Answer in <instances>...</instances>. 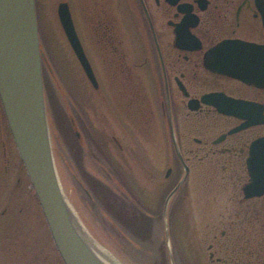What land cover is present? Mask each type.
<instances>
[{
  "label": "rangeland",
  "instance_id": "1",
  "mask_svg": "<svg viewBox=\"0 0 264 264\" xmlns=\"http://www.w3.org/2000/svg\"><path fill=\"white\" fill-rule=\"evenodd\" d=\"M59 1L35 0V13L43 53L42 81L50 147L66 201L90 237L122 264H214L216 255L213 253L210 259V252L215 240L227 229V215L239 196L238 179L224 177L214 168H209L211 172L207 174L200 163L199 171L192 167L195 171L167 201L179 176L155 79L140 73L141 111L132 109L127 121L123 114L116 113L115 121L109 120L107 127L106 120L111 116L99 98L97 125L96 100L57 17ZM69 1L75 22L77 0ZM135 55L132 50V63L138 58ZM70 117L74 120L72 126ZM96 130L99 138L113 134L123 146L119 150L116 142L109 145L112 157L108 164L103 162L109 177L98 174L93 142ZM76 132L81 134L80 140ZM170 166L173 169L166 178ZM157 184L160 189L156 190ZM102 191L127 202L125 216L114 217L105 210ZM0 264H64L12 138L1 101Z\"/></svg>",
  "mask_w": 264,
  "mask_h": 264
},
{
  "label": "flooded vegetation",
  "instance_id": "2",
  "mask_svg": "<svg viewBox=\"0 0 264 264\" xmlns=\"http://www.w3.org/2000/svg\"><path fill=\"white\" fill-rule=\"evenodd\" d=\"M60 2L68 5L76 34L96 79L95 85L89 81L68 43L96 100L95 123L99 124V98L111 116L106 120L107 127L109 120L115 121L116 113L123 114L127 121L132 109L141 111L142 77L150 80L153 77L162 95L160 111L167 121L179 176L174 186L184 174V166L188 168V178L195 171L192 167L199 171L198 165L203 163L202 170L207 174L211 172L209 168H214L225 176L238 178L240 199L244 200L242 185L249 177L246 168L249 147L253 141L264 137V85L255 82L259 77L264 82V0H77L75 22L70 1ZM62 31L64 33L63 28ZM222 42L224 50L236 52L237 60L244 66L241 72L245 77H234L207 67L206 53ZM132 50L138 56L134 63L130 60ZM213 92L246 102L248 111L244 107L240 111L251 113L254 123L229 133L244 119L201 102L204 94ZM192 99L198 102L189 105ZM253 103L256 106H252ZM68 121L72 126L73 118ZM76 136L78 140L82 137L79 132ZM94 136L98 174L109 177L103 168V162L108 164V158L112 157L109 145L116 142L119 150L123 146L113 134L110 138H99L96 130ZM256 149L257 153L264 152V147L258 144ZM168 169L166 178L173 166ZM96 182L106 187L99 180ZM157 189H160L159 184Z\"/></svg>",
  "mask_w": 264,
  "mask_h": 264
},
{
  "label": "water",
  "instance_id": "3",
  "mask_svg": "<svg viewBox=\"0 0 264 264\" xmlns=\"http://www.w3.org/2000/svg\"><path fill=\"white\" fill-rule=\"evenodd\" d=\"M57 15L68 43L89 81L95 85L94 73L76 34L67 3L58 4ZM224 45L225 43L222 42L206 53L207 67L234 77H245L241 72L244 66L237 60L236 52L224 50L222 48ZM256 46L263 48L261 45ZM42 56L35 0H0V101L52 239L64 264H105L78 229L71 207L60 187L47 128ZM262 81L263 79L259 77L255 82L264 85ZM194 101L198 102L192 99L189 105ZM201 102L214 105L219 112L244 119L241 124L229 130V133L254 123L251 113L240 111L243 107L247 110L244 101L233 99L220 92H213L204 94ZM252 106L256 104L253 103ZM257 144L260 148L264 147V137L250 144L246 159L249 177L242 185L243 199L264 194V152L260 150L257 153ZM184 169V174L167 196V201L186 179L188 168L184 166ZM168 173L169 169L166 175Z\"/></svg>",
  "mask_w": 264,
  "mask_h": 264
},
{
  "label": "trees",
  "instance_id": "4",
  "mask_svg": "<svg viewBox=\"0 0 264 264\" xmlns=\"http://www.w3.org/2000/svg\"><path fill=\"white\" fill-rule=\"evenodd\" d=\"M87 183L92 191V185L89 181ZM102 193L105 210L114 217L125 216V212H128L127 202L115 194ZM235 202L227 215V229L215 240L214 264H264V195L242 200L239 194Z\"/></svg>",
  "mask_w": 264,
  "mask_h": 264
},
{
  "label": "bare ground",
  "instance_id": "5",
  "mask_svg": "<svg viewBox=\"0 0 264 264\" xmlns=\"http://www.w3.org/2000/svg\"><path fill=\"white\" fill-rule=\"evenodd\" d=\"M71 211L76 221V225L78 229L85 236V238L87 239L89 243V246L96 253V255L100 258V260H102L105 264H122L117 259L112 257V255L108 251H106L103 247L97 244V242H95L93 238L90 237V235L87 233V231L85 230L84 226L82 225V223L80 222V220L78 219V217L76 216L72 208H71Z\"/></svg>",
  "mask_w": 264,
  "mask_h": 264
}]
</instances>
